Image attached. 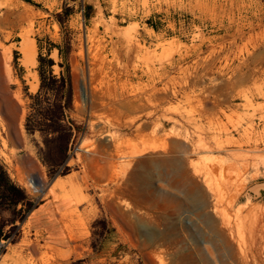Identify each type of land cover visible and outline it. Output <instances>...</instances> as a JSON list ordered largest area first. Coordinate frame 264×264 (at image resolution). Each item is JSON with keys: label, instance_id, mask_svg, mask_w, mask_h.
<instances>
[{"label": "rangeland", "instance_id": "obj_1", "mask_svg": "<svg viewBox=\"0 0 264 264\" xmlns=\"http://www.w3.org/2000/svg\"><path fill=\"white\" fill-rule=\"evenodd\" d=\"M30 1L0 0V264H254L264 0Z\"/></svg>", "mask_w": 264, "mask_h": 264}, {"label": "bare ground", "instance_id": "obj_2", "mask_svg": "<svg viewBox=\"0 0 264 264\" xmlns=\"http://www.w3.org/2000/svg\"><path fill=\"white\" fill-rule=\"evenodd\" d=\"M126 31V30H125ZM127 35H129V33L128 34H126V38H127ZM122 36V35H121ZM130 38V37H129ZM133 40V39H132ZM35 45H36V43H34L32 40H30L27 36L25 37V39L23 40V42L21 43V48H20V51H21V53H22V55H23V59H22V63L25 65V66H36L37 65V59H36V47H35ZM6 52L8 53V51H5L4 53L6 54ZM3 53V54H4ZM2 54V55H3ZM10 56V55H9ZM9 56H6V55H4V68H3V78L5 79V82H6V84L8 83H12V82H14L13 81V78H12V74H11V64L9 63V62H11L10 61V59H12L11 57H9ZM10 64V65H9ZM28 69H29V67H28ZM31 72V71H30ZM30 74V73H29ZM28 74V75H29ZM32 76V78H33V82L30 84V85H32V87L35 89V81H37L36 80V77L34 76V75H31ZM29 78V77H28ZM160 79V78H159ZM29 81H30V79H29ZM112 83V82H111ZM152 83V82H151ZM155 83V80L153 81V84ZM110 84V83H109ZM165 84V83H164ZM166 84H167V82H166ZM10 85V84H9ZM110 86V85H109ZM168 86V85H167ZM111 87V86H110ZM148 87V86H147ZM156 87V86H155ZM163 87V86H162ZM161 87V88H162ZM169 87V86H168ZM167 87V88H168ZM123 88V87H122ZM149 88H151V87H149ZM153 88V87H152ZM159 88V87H158ZM166 88V87H165ZM37 89V88H36ZM175 89H177V88H174V90ZM127 91V90H126ZM157 91V90H156ZM156 91H155V94H156ZM160 91H162V90H160ZM171 91V90H170ZM123 92H124V88H123ZM130 92H132V91H130ZM145 92V91H144ZM175 92V91H174ZM178 92V91H177ZM177 92H175V94L177 93ZM122 93V92H121ZM127 93H129V92H127ZM167 93V92H166ZM124 94V93H123ZM132 94V93H131ZM130 94V95H131ZM154 94V93H153ZM152 94V95H153ZM158 94H161L160 92L158 93L157 92V95ZM12 95H13V99H14V101L16 102V108L18 107V106H21V109H20V114H19V125H18V127H19V129H20V132H21V134H22V137L24 136V131H23V121H24V119H25V116H26V109H25V104H24V101H22V99H21V94H20V92L19 91H17V92H14V94L12 93ZM104 95V94H103ZM106 95V94H105ZM104 95V96H105ZM119 96H121V95H119ZM123 96V95H122ZM150 98H151V96H150V94L148 95ZM162 96V95H161ZM160 96V97H161ZM172 96H174L173 94H172ZM89 97V95L88 96H86V99H89L88 98ZM109 97V96H108ZM133 97V96H132ZM153 97H155V95L153 96ZM152 97V98H153ZM175 97V96H174ZM7 98V97H6ZM119 98H122V97H119ZM131 98V97H130ZM13 99L11 100V101H13ZM99 99V98H98ZM136 99V98H135ZM148 99V98H147ZM10 100V99H9ZM105 100V99H104ZM134 100V99H133ZM132 100V101H133ZM154 100H156L157 101V99H154ZM160 100V99H159ZM163 100V99H162ZM168 100V99H167ZM13 101V102H14ZM106 101V100H105ZM128 104H129V102L131 101H128L127 99L125 100ZM148 101V100H147ZM153 102L151 99L148 101V103L149 102ZM12 102V103H13ZM14 102V103H15ZM163 102V101H162ZM7 103V102H6ZM89 103V102H88ZM127 103L125 104L126 106H127ZM132 103V102H131ZM158 103V102H157ZM2 104V103H1ZM8 104H9V102H8ZM104 104V103H103ZM121 104V103H120ZM138 104V103H137ZM163 104V103H162ZM124 105V107H126ZM131 105V104H130ZM129 105V106H130ZM133 105V104H132ZM131 105V106H132ZM157 105V104H156ZM160 105V104H159ZM12 107H13V105H11ZM121 106V105H120ZM141 106V105H140ZM133 108H135V107H133ZM126 109H128V108H126ZM132 109V108H131ZM15 110V109H14ZM14 110H13V108H11V109H9V111H8V114H10L11 116L13 115V114H15L14 113ZM1 123V122H0ZM6 123V122H5ZM3 125V124H2ZM5 128V127H4ZM8 129V128H7ZM5 130V129H4ZM6 133H7V130H6ZM175 136V135H174ZM23 139V138H22ZM9 142H10V140H9ZM6 143V142H5ZM22 143H24V142H22ZM8 144V143H7ZM25 145V144H24ZM24 147V146H23ZM6 148V147H5ZM149 149V148H148ZM15 150H17V149H15ZM154 150V149H153ZM145 151H146V149H145ZM152 151V150H151ZM14 152V151H13ZM32 152V151H31ZM28 154V153H27ZM31 154V153H30ZM7 159V158H6ZM9 162H10V160H9ZM42 172V171H41ZM43 174V173H42ZM24 176L22 175H19V180L23 183V178ZM24 181H25V179H24ZM45 175H41L40 176V178H37V177H34L33 179L32 178H29V181H28V184L36 191V192H40V193H44L45 192V190H46V186H45ZM62 184H64V180L63 179H57L56 181H55V183H54V187L56 188V187H58V186H60V185H62ZM27 185V184H26ZM38 185H40V188H38ZM28 186V185H27ZM63 186V185H62ZM58 188H60V187H58ZM50 192V191H49ZM48 192V193H49ZM226 196V195H225ZM232 200H233V198H232ZM234 201V200H233ZM232 202L230 201V204H231ZM233 206V205H232ZM264 206V205H263ZM226 217V216H225ZM224 217V218H225ZM222 218L223 220H222V222H223V224H222V226L221 227H223V230H224V232H225V234H226V236L228 237V238H230V241H232L233 239H234V235H235V229H234V226L231 224V221L228 219V218ZM257 218V217H256ZM261 218V217H260ZM263 220H264V218H262ZM257 220V219H256ZM221 222V223H222ZM259 222V221H258ZM262 222H264V221H262ZM249 223V222H248ZM249 227V229H248V233H249V236L251 237V238H253L252 239V242H254L253 243V245H252V248L250 249V253L252 254V257H253V260L255 261V263L254 264H264V224L263 223H251L250 224V226H248ZM242 230V229H241ZM239 231H240V229H239ZM246 231V230H245ZM245 236V235H244ZM243 236V237H244ZM249 237V238H250ZM234 242V241H233ZM232 242V243H233ZM235 243V242H234ZM232 244L231 245V258H232V260L234 261V263L235 264H250V263H247L246 261H245V256H246V253L244 254V253H242L241 254V251L243 250L241 247H238V248H240V253H239V251H237L238 249H237V247H235V244ZM238 246V245H237ZM244 249H246L245 247H244ZM244 251V250H243ZM242 251V252H243ZM246 251H247V249H246ZM241 255V256H240Z\"/></svg>", "mask_w": 264, "mask_h": 264}, {"label": "trees", "instance_id": "obj_3", "mask_svg": "<svg viewBox=\"0 0 264 264\" xmlns=\"http://www.w3.org/2000/svg\"><path fill=\"white\" fill-rule=\"evenodd\" d=\"M25 2H31L30 0H23ZM39 62H40V76H41V80L44 82L46 80V76H45V72L43 71V66H44V60L42 57L39 58ZM50 63L53 64L52 61H50ZM49 75H52V72L49 73ZM9 187V189H11L12 191H15L16 193H21L20 189L13 184V182L10 180V178L8 177L7 173L5 172V170L3 169V167L0 165V187L1 186H7Z\"/></svg>", "mask_w": 264, "mask_h": 264}, {"label": "water", "instance_id": "obj_4", "mask_svg": "<svg viewBox=\"0 0 264 264\" xmlns=\"http://www.w3.org/2000/svg\"><path fill=\"white\" fill-rule=\"evenodd\" d=\"M264 189V184L257 185L256 190Z\"/></svg>", "mask_w": 264, "mask_h": 264}, {"label": "built area", "instance_id": "obj_5", "mask_svg": "<svg viewBox=\"0 0 264 264\" xmlns=\"http://www.w3.org/2000/svg\"><path fill=\"white\" fill-rule=\"evenodd\" d=\"M32 188V187H31ZM37 193V192H36Z\"/></svg>", "mask_w": 264, "mask_h": 264}]
</instances>
